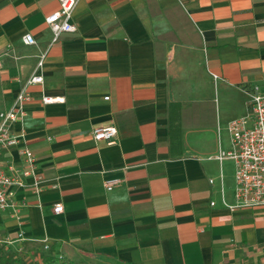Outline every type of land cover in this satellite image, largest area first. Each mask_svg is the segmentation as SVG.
<instances>
[{
	"label": "crops",
	"instance_id": "obj_1",
	"mask_svg": "<svg viewBox=\"0 0 264 264\" xmlns=\"http://www.w3.org/2000/svg\"><path fill=\"white\" fill-rule=\"evenodd\" d=\"M59 9L0 0V112L28 94L11 130L42 176L0 210L4 249L37 261L47 239L79 264H264V207L226 206L236 166L217 158L249 93L264 94V0H80L75 32L52 44ZM45 52L44 83L28 85ZM100 127L115 143L93 139ZM19 148L2 167L21 166Z\"/></svg>",
	"mask_w": 264,
	"mask_h": 264
},
{
	"label": "built area",
	"instance_id": "obj_2",
	"mask_svg": "<svg viewBox=\"0 0 264 264\" xmlns=\"http://www.w3.org/2000/svg\"><path fill=\"white\" fill-rule=\"evenodd\" d=\"M80 0H59L60 9L46 18V23L50 28L53 39L52 44L57 42L61 35L73 33L76 26L73 22V15ZM27 45L35 44L36 41L31 34L24 37ZM47 53H43L38 60L34 74L28 79V85L43 84L44 77L40 73L44 65ZM250 111L245 118L231 122L229 130L232 136V147L229 151L220 150L218 159L233 160L235 170L234 203L226 206L230 209L242 208L252 209L264 207V94L255 88L249 93ZM108 100V97L105 98ZM29 100V96L22 91L14 104V107L7 112H0V153L14 147L19 148L21 166L10 164L7 168L0 164V210L5 211L15 208L13 200L15 192L19 189L27 188V180H33V189L39 192V185L42 181L35 167V156L32 150L22 144L23 136L12 133L11 126L16 121H23L26 114L23 104ZM60 101L54 98H44V103ZM251 123V127H249ZM96 142L107 144L115 143L117 131L114 127L95 128L92 132ZM118 184L117 181H107L105 188L112 191ZM214 205V202H212ZM64 211L62 204L53 207L54 214L58 215ZM9 241L0 239L1 249ZM44 251L50 248L49 241L42 240Z\"/></svg>",
	"mask_w": 264,
	"mask_h": 264
},
{
	"label": "trees",
	"instance_id": "obj_3",
	"mask_svg": "<svg viewBox=\"0 0 264 264\" xmlns=\"http://www.w3.org/2000/svg\"><path fill=\"white\" fill-rule=\"evenodd\" d=\"M0 264H79L74 261H68L60 258L56 246L50 244L48 251H42L37 261L28 260L27 256L19 255L15 252L1 249Z\"/></svg>",
	"mask_w": 264,
	"mask_h": 264
},
{
	"label": "rangeland",
	"instance_id": "obj_4",
	"mask_svg": "<svg viewBox=\"0 0 264 264\" xmlns=\"http://www.w3.org/2000/svg\"><path fill=\"white\" fill-rule=\"evenodd\" d=\"M247 115H248V113L244 115V118H245ZM249 127H251V123H249ZM93 264H100V263H98V262H94Z\"/></svg>",
	"mask_w": 264,
	"mask_h": 264
}]
</instances>
